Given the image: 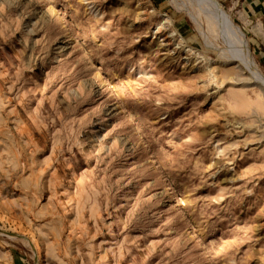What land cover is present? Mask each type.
<instances>
[{
  "label": "rangeland",
  "instance_id": "374dc122",
  "mask_svg": "<svg viewBox=\"0 0 264 264\" xmlns=\"http://www.w3.org/2000/svg\"><path fill=\"white\" fill-rule=\"evenodd\" d=\"M242 3L0 0V264H264Z\"/></svg>",
  "mask_w": 264,
  "mask_h": 264
},
{
  "label": "crops",
  "instance_id": "0c3cea01",
  "mask_svg": "<svg viewBox=\"0 0 264 264\" xmlns=\"http://www.w3.org/2000/svg\"><path fill=\"white\" fill-rule=\"evenodd\" d=\"M261 9H263V8H262V6H259V0H245V4L242 3V6L239 8V13L242 14V17L248 23H254V22L258 21L261 25L260 20H261V18L264 19V15L261 14V16H260ZM260 43L262 44V42H260ZM257 46L253 45L254 50H257L256 49V48H258ZM262 63L264 64V62H262Z\"/></svg>",
  "mask_w": 264,
  "mask_h": 264
},
{
  "label": "bare ground",
  "instance_id": "6f19581e",
  "mask_svg": "<svg viewBox=\"0 0 264 264\" xmlns=\"http://www.w3.org/2000/svg\"><path fill=\"white\" fill-rule=\"evenodd\" d=\"M226 22H227V21H226ZM225 24L227 25V23H225ZM240 44H241V43H240ZM241 46H242V45H241ZM239 61H240V60H239ZM239 61H238V62H239ZM23 240H25V239H23Z\"/></svg>",
  "mask_w": 264,
  "mask_h": 264
}]
</instances>
